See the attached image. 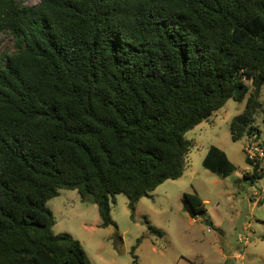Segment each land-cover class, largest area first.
I'll use <instances>...</instances> for the list:
<instances>
[{
  "label": "trees",
  "instance_id": "1",
  "mask_svg": "<svg viewBox=\"0 0 264 264\" xmlns=\"http://www.w3.org/2000/svg\"><path fill=\"white\" fill-rule=\"evenodd\" d=\"M2 34L15 51L0 54V264H92L54 233L48 203L61 190L94 195L100 227L117 228L115 197L134 218L142 198L183 177L186 134L251 88L231 134L259 139L264 0H0ZM247 162L245 178L263 179ZM203 166L237 171L217 146ZM185 199L206 212L198 193Z\"/></svg>",
  "mask_w": 264,
  "mask_h": 264
},
{
  "label": "rangeland",
  "instance_id": "2",
  "mask_svg": "<svg viewBox=\"0 0 264 264\" xmlns=\"http://www.w3.org/2000/svg\"><path fill=\"white\" fill-rule=\"evenodd\" d=\"M41 1L26 0V5L36 7ZM5 51H15L9 34L0 36V54ZM251 93L252 88L243 103L228 101L186 134L193 148L183 177L166 181L142 198L134 218L128 198L120 194L111 210L117 228H101L96 204L83 200L78 191L61 190L48 203L56 219L54 233L72 235L92 264H264V178L254 183L245 178L254 169L244 151L247 137L234 141L231 134L232 120L244 112ZM260 103L255 124L264 143V86ZM212 146L223 150L236 166L230 177L203 166ZM196 193L207 203L206 212L195 217L185 194Z\"/></svg>",
  "mask_w": 264,
  "mask_h": 264
},
{
  "label": "built area",
  "instance_id": "3",
  "mask_svg": "<svg viewBox=\"0 0 264 264\" xmlns=\"http://www.w3.org/2000/svg\"><path fill=\"white\" fill-rule=\"evenodd\" d=\"M244 151L249 162L255 165L258 163H261V165L264 164V146L256 135L247 138ZM262 192H264V185L262 187Z\"/></svg>",
  "mask_w": 264,
  "mask_h": 264
},
{
  "label": "water",
  "instance_id": "4",
  "mask_svg": "<svg viewBox=\"0 0 264 264\" xmlns=\"http://www.w3.org/2000/svg\"><path fill=\"white\" fill-rule=\"evenodd\" d=\"M239 92H240V89H238V90L236 91V95H237ZM89 200H90V202H91L92 204H96V203H97V202H96V198H95L94 195H89Z\"/></svg>",
  "mask_w": 264,
  "mask_h": 264
},
{
  "label": "crops",
  "instance_id": "5",
  "mask_svg": "<svg viewBox=\"0 0 264 264\" xmlns=\"http://www.w3.org/2000/svg\"><path fill=\"white\" fill-rule=\"evenodd\" d=\"M203 202H204V203H207V201H206V200H204Z\"/></svg>",
  "mask_w": 264,
  "mask_h": 264
}]
</instances>
